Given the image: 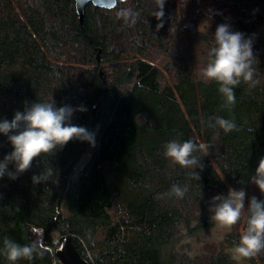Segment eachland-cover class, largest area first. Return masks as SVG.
<instances>
[{
	"label": "trees",
	"instance_id": "trees-1",
	"mask_svg": "<svg viewBox=\"0 0 264 264\" xmlns=\"http://www.w3.org/2000/svg\"><path fill=\"white\" fill-rule=\"evenodd\" d=\"M199 2L205 7L193 11L185 0H164L163 7L161 0H119L113 8L89 2L81 22L75 0H0V120L54 100L57 107L85 108L74 111L71 124L94 133V144L71 140L17 179H0V264H10L5 236L37 245L31 259L15 264H63L57 250L65 234L91 264H241L225 246L236 243L234 233L198 254L180 242L184 229L200 237L215 224L212 198L229 187L247 191L264 157L262 19L256 0ZM121 9L135 14L129 22L118 15ZM205 14L253 42L259 83L241 82L234 105L216 81L185 68L163 83L158 57L175 47L181 22ZM217 116L234 120L237 130L210 127ZM173 139L206 145L195 153L203 165L194 169L199 177L164 156ZM11 151L0 134V160ZM47 166L55 174L33 184L32 176ZM173 184L188 186L183 199L168 195ZM114 206L122 216L113 214ZM244 261L264 264V251Z\"/></svg>",
	"mask_w": 264,
	"mask_h": 264
},
{
	"label": "clouds",
	"instance_id": "clouds-1",
	"mask_svg": "<svg viewBox=\"0 0 264 264\" xmlns=\"http://www.w3.org/2000/svg\"><path fill=\"white\" fill-rule=\"evenodd\" d=\"M164 0H161V7ZM118 15L129 22L135 15L131 9H121ZM215 46L210 50V60L201 69V75L206 80H214L219 84L218 91L223 95L226 103L234 105L236 102L234 89L247 83L254 87L259 83L255 79L258 59L253 52L251 38H245L240 31H234L230 24L220 23L214 33ZM80 107L74 109L69 105L56 106V102H34L25 107L24 111H16L13 119L0 120V134L7 137L12 151L0 160V179L7 176L11 180L25 171H28L35 160L42 155H51L58 148H62L71 140L87 141L94 144V133L86 127L71 124L74 111H85ZM214 121V122H213ZM210 127H219L225 133L237 130V125L232 119L213 117L209 120ZM164 156L171 159L182 168L194 171L203 168L201 159L195 155L205 152L206 145L197 143L192 139L177 141L175 139L164 145ZM12 166L14 171L9 170ZM55 174L51 166L32 176L33 184L46 183ZM250 183L258 187L264 194V157L259 160L258 167L250 177ZM188 186L183 187L173 184L168 192L169 196L183 199ZM246 191L229 187L227 195H216L212 198L209 211L213 213L211 220L221 228H231L236 225L247 212L245 228L240 234L238 243H235L232 252L237 259L252 258L264 251V199L255 195L248 199L245 206ZM218 202V203H217ZM3 254L10 264H15L20 259H31L38 251L35 242L20 245L7 236L3 239Z\"/></svg>",
	"mask_w": 264,
	"mask_h": 264
},
{
	"label": "rangeland",
	"instance_id": "rangeland-1",
	"mask_svg": "<svg viewBox=\"0 0 264 264\" xmlns=\"http://www.w3.org/2000/svg\"><path fill=\"white\" fill-rule=\"evenodd\" d=\"M185 1L190 7H192L191 11H193L195 7L201 9L205 7L199 2V0ZM200 5L203 6V8ZM255 9L259 18L262 19L257 30L259 35L264 37V0H256ZM190 14H192V12ZM220 23L225 22L219 21L216 18L211 19L206 14L203 15L199 21L193 19V21L181 22L178 31L176 30L174 35V39L176 40L175 47L170 49L168 53H163L158 57L161 66L160 68L162 70V78L164 79L163 83L165 81L170 83L173 82L177 71L181 70V68H185L195 78L209 81L202 77L201 69L204 68L209 61L210 46L215 43L214 33L217 25ZM260 194L261 192L258 187L251 184L246 191L245 206L247 207L248 199L251 196L255 195L258 197ZM111 210L116 217H120L123 214L117 206H114ZM245 214L246 209L242 215V220L231 228H221L215 223L202 230L200 237L188 235L184 229L185 235L180 242V246L191 254L202 253L203 250H216V247L222 246V242L229 233L237 235L236 243H238L240 234L245 228L243 224V216H245ZM42 232L43 229H38L40 235H42ZM234 244L235 243H233V245L225 244L227 250L231 252L233 257H235L232 252ZM237 260H239L241 264H245L244 258Z\"/></svg>",
	"mask_w": 264,
	"mask_h": 264
},
{
	"label": "water",
	"instance_id": "water-1",
	"mask_svg": "<svg viewBox=\"0 0 264 264\" xmlns=\"http://www.w3.org/2000/svg\"><path fill=\"white\" fill-rule=\"evenodd\" d=\"M118 1L119 0H75V4L80 20L83 22L85 9L89 2L99 7L113 8L117 5ZM57 256L63 264H91L81 255L73 242V238L68 234L64 235L63 243L57 250Z\"/></svg>",
	"mask_w": 264,
	"mask_h": 264
},
{
	"label": "built area",
	"instance_id": "built-area-1",
	"mask_svg": "<svg viewBox=\"0 0 264 264\" xmlns=\"http://www.w3.org/2000/svg\"><path fill=\"white\" fill-rule=\"evenodd\" d=\"M35 230H38V229H35ZM53 264H56V262H54Z\"/></svg>",
	"mask_w": 264,
	"mask_h": 264
}]
</instances>
